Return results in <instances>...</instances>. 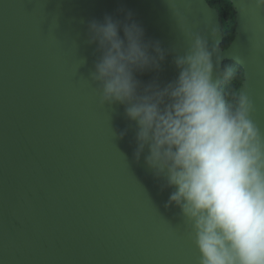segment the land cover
<instances>
[{"label":"water","instance_id":"obj_1","mask_svg":"<svg viewBox=\"0 0 264 264\" xmlns=\"http://www.w3.org/2000/svg\"><path fill=\"white\" fill-rule=\"evenodd\" d=\"M228 1L223 48L206 0H0V264H198L191 226L165 207L172 189L147 169V150L134 157L135 122L100 102L88 23L130 12L159 43V68L135 73L141 87L175 80V57L199 35L215 49L214 79L225 62L241 69L238 95L264 133V6Z\"/></svg>","mask_w":264,"mask_h":264},{"label":"clouds","instance_id":"obj_2","mask_svg":"<svg viewBox=\"0 0 264 264\" xmlns=\"http://www.w3.org/2000/svg\"><path fill=\"white\" fill-rule=\"evenodd\" d=\"M88 31L100 53L90 73L100 102L124 105L135 122L134 157L147 150V169L163 181L162 191L172 189L165 207H178L191 226L198 264H264V133L246 94L225 98L221 83L233 69L214 79L215 49L193 35L174 59L176 79L141 87L135 73L158 69L165 54L158 42L144 40L132 14L123 22L92 20Z\"/></svg>","mask_w":264,"mask_h":264},{"label":"trees","instance_id":"obj_3","mask_svg":"<svg viewBox=\"0 0 264 264\" xmlns=\"http://www.w3.org/2000/svg\"><path fill=\"white\" fill-rule=\"evenodd\" d=\"M208 4L215 9H219L224 18H221L222 33H223V48H226L234 36V23H233V11L232 6L228 0H206ZM232 64L234 75L230 81H223L221 88L224 90L225 98L228 102H232L233 97L238 95V90L242 81V73L236 65L232 62H225L223 68Z\"/></svg>","mask_w":264,"mask_h":264},{"label":"flooded vegetation","instance_id":"obj_4","mask_svg":"<svg viewBox=\"0 0 264 264\" xmlns=\"http://www.w3.org/2000/svg\"><path fill=\"white\" fill-rule=\"evenodd\" d=\"M217 10V9H216ZM218 11V13H219V15H220V18H224L225 16H224V14H222L221 12H220V10L218 9L217 10ZM232 11H233V9H232ZM233 16H234V12H233ZM234 18V17H233ZM233 23H234V19H233ZM234 37V36H233ZM232 41V40H231ZM230 41V42H231ZM234 64V63H233ZM234 65H236V64H234ZM237 66V65H236ZM229 67H233V65L232 64H230L229 65ZM238 67V66H237ZM240 69V68H239ZM240 71H241V69H240ZM241 73H242V71H241ZM242 82V81H241Z\"/></svg>","mask_w":264,"mask_h":264}]
</instances>
